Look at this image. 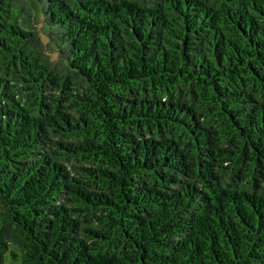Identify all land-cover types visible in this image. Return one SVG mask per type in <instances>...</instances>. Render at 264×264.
<instances>
[{
	"label": "trees",
	"instance_id": "trees-1",
	"mask_svg": "<svg viewBox=\"0 0 264 264\" xmlns=\"http://www.w3.org/2000/svg\"><path fill=\"white\" fill-rule=\"evenodd\" d=\"M264 264V0H0V264Z\"/></svg>",
	"mask_w": 264,
	"mask_h": 264
},
{
	"label": "rangeland",
	"instance_id": "rangeland-1",
	"mask_svg": "<svg viewBox=\"0 0 264 264\" xmlns=\"http://www.w3.org/2000/svg\"><path fill=\"white\" fill-rule=\"evenodd\" d=\"M4 264H22V263L20 259L17 261L13 260L10 253H8Z\"/></svg>",
	"mask_w": 264,
	"mask_h": 264
}]
</instances>
